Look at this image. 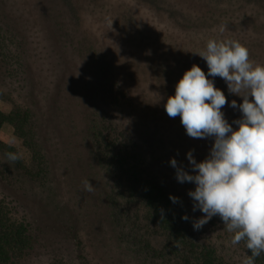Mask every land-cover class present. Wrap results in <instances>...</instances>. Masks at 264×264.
I'll return each mask as SVG.
<instances>
[{
	"label": "rangeland",
	"instance_id": "374dc122",
	"mask_svg": "<svg viewBox=\"0 0 264 264\" xmlns=\"http://www.w3.org/2000/svg\"><path fill=\"white\" fill-rule=\"evenodd\" d=\"M119 1L59 0L67 14L62 21L65 22L66 28L73 36L82 39L86 45L88 43L87 65L93 68L90 72L84 73L85 79L89 82L85 85V91H82L86 94L81 101L84 105L82 110L85 116L82 119L81 116L78 118L84 134L76 135V142H72L73 139L69 138L70 134H61L62 129L50 130L49 128L48 148L49 153L55 156L58 175L53 174L52 180L47 184H43L39 180L26 179L24 181L28 185L24 186L23 183L9 179L0 171V206L6 205L2 194L15 190V195L17 194L21 198V205H18L17 208L19 215L31 211L33 217L40 216L47 220V217H50L55 224L63 223L64 232L69 228L70 232H66L68 244L64 243L69 245V248H66V259L55 260L50 254L42 252L37 256V259H32L33 264H144L143 258L138 257V254L132 251L136 250L134 243L129 242L130 234L135 232L131 223L133 218L129 219L130 215L134 213L133 208L126 209L123 221L118 220L117 228L113 229L111 225L110 229H106L99 225L98 212L106 209V198L117 194L120 187L116 177L108 175L104 169L103 172H99V177L95 178L91 174L90 168L86 166L92 155L90 148L92 137L85 134L87 128L85 123L91 117L88 116L89 111L95 113L94 115L99 118L101 126H103L102 124L107 126L111 124V130L124 129V135L130 137L140 146L143 155L148 159V164L160 177V182L168 183L172 188H175L176 193L184 197V205L187 204L184 209L189 211L192 225L194 221L204 215L199 210L193 211V200L186 189L188 185L178 182L176 169L171 164L166 165L165 161L167 157L169 160L172 159V153H176L178 165L184 169H191L187 153L192 151L197 162L204 160L214 144V138L189 137L181 124L180 116L171 118L167 115L165 111L167 101L164 100L163 117L160 120L156 116L157 112H154L156 101L150 100L151 106L147 107L149 101L141 98L142 95L146 96L147 88L150 92V86L145 83L141 75L133 74V71L139 73V67L129 66L124 71L115 73L111 65H103V62L97 61L93 55H100L102 60L106 55L107 60H110L113 56H118L114 54L128 48L127 44H131L132 49L138 48L134 50L137 56L145 55L148 51L142 46L143 40L138 36L131 37V34L149 37L154 42L151 48H155L157 54H161L163 51L167 53L169 47L163 44V35L170 32L180 33L189 40L188 44L173 43L174 48L183 46L185 50L195 54L205 51L206 44L210 39L237 40L248 48L249 58L254 65H264V28L262 27V30L258 32H252V29L257 27L253 24H259L264 18V0H132L135 2L134 8L126 7L122 3H118ZM44 5L43 0H0V25L7 26V22L14 24L16 27L14 31L18 39L49 36L53 26L47 23L44 16L46 14ZM258 12L261 13L262 18L256 15ZM221 27L224 28L223 32H220ZM93 29L95 30L94 35L84 34L87 30L92 31ZM96 29L98 30L96 31ZM95 38L100 39L103 45L99 46ZM106 44L109 47L105 46ZM123 59L128 60V58ZM194 61L201 68H208L206 61L198 54L195 55ZM87 65L85 70L89 71ZM106 66L108 68H105ZM35 70L42 81L43 73L36 64ZM174 76V74H164L163 82L160 83H163L162 89L165 98L175 94V87L183 77L182 75L179 78ZM113 80H116L124 90H128L127 98L133 99L131 103L129 99H126L125 106L112 107L110 99L106 96L108 95L107 87ZM43 84L45 85V83ZM165 91L167 96L164 95ZM23 92L24 88H18L17 83L0 90V111L9 114L17 103L29 104L30 98L24 96ZM161 95L159 94L158 97ZM230 95L226 96L228 103L222 108V111L228 122L232 123L240 119L242 114L238 108L233 109L229 105L232 100H236L237 104L242 103L243 100L240 96ZM67 98L70 100L73 96ZM88 99H94L96 103L98 100L99 105L91 109ZM42 105L46 107L45 100ZM85 106L87 107L86 112ZM131 107L135 108L130 110ZM126 112H129L128 118ZM137 115L139 118L137 123L140 127L138 134L131 131L128 122ZM75 120L77 121L76 118ZM124 125L129 130L124 128ZM233 127L235 129L237 125L233 124ZM120 141H125V139H120ZM0 143L7 147L3 149L16 153L23 162L30 161L29 153L22 140L15 133L14 127L7 121L0 127ZM70 145L74 146L69 148ZM163 153L164 158H161ZM66 155L67 157L64 159ZM77 156L80 157V161ZM5 158L7 157L0 150V164ZM178 159L182 160L178 161ZM30 166L34 168L32 163ZM13 181L16 183L13 184ZM85 181L92 183L93 190L91 192L85 190ZM62 204L68 205V209H66L68 217L59 215V209L56 206ZM107 223L110 222L107 221ZM194 231L202 241L217 246L227 262L242 264V260L246 256L240 249L242 242L236 245L231 243L233 234L226 230L224 222L219 216L212 217L201 229ZM140 233L146 235L155 248L159 249L163 246V237L158 233H153L149 227L140 230ZM124 235L127 236V240L122 239ZM82 243L85 244L84 247H81Z\"/></svg>",
	"mask_w": 264,
	"mask_h": 264
},
{
	"label": "trees",
	"instance_id": "16d2710c",
	"mask_svg": "<svg viewBox=\"0 0 264 264\" xmlns=\"http://www.w3.org/2000/svg\"><path fill=\"white\" fill-rule=\"evenodd\" d=\"M43 1L46 11L44 16L47 23L53 26L49 36L18 39L14 31L16 28L14 24L7 22V26L0 25V90L17 83L18 88H24L23 95L30 98L29 104L17 103L9 114L0 111V127L5 121L14 127L15 133L29 153L30 161L23 162L18 159L11 162L5 158L1 161L0 171L9 179L18 180L24 186L27 184L24 181L26 179L39 180L43 184H47L52 180L53 174L58 175L55 156L49 153L48 148L49 128L50 130L62 129L61 134H70L69 138L73 139L72 142H76V135L84 134L80 126V119L78 120L80 116L81 119L85 116L82 110L84 105L81 101L86 94L82 91H85V85L89 82L85 79L84 73L90 72L93 68L87 65L88 43L86 45L82 39L73 36L66 28L65 22L62 21L67 15L66 9H63L59 0ZM118 3H122L126 7H135V2L132 0H120ZM256 15L260 18L263 17L260 12ZM11 25H13L12 29ZM253 25L257 27L252 29V32L262 30L264 18L259 24ZM93 32L95 33L94 29L87 30L84 34L94 35ZM96 34L99 36L97 32ZM177 34L167 32L163 35V44L169 47L167 53L163 51L161 54H157L155 48H151L154 42L149 37L131 34V37L138 36L143 40L142 46L148 51L145 55L137 56L134 50L138 48L132 49L131 44H127L128 48L114 54L118 56H113L110 60H107L106 55H104V60L100 55H93L97 61H102L103 65H111L115 73L124 71L129 66L139 67V73L133 71V74L141 75L145 83L150 86V92L147 88L146 96L142 95L141 98L149 101L147 107L151 106L150 100L156 101L154 112H157L156 116L160 120L163 117V100L167 101L168 99L163 96V83L160 84L163 82L164 74H174V77L179 78L194 64L198 65L194 61L195 53L185 50L183 46L173 47V43L188 44L189 41L182 34ZM97 42L99 46L103 45L100 39ZM105 46L109 47L107 44ZM120 57L128 58V60ZM137 60L140 61L137 62ZM35 64L43 73L41 76L43 82L36 73ZM86 65L89 67V71L85 70ZM202 70L207 75L208 68H202ZM80 81L83 82L79 83ZM215 86L223 90L226 96H231L222 78L218 76L215 78ZM107 88L108 95L106 97L110 99L112 107H122L126 99H129L130 103L133 101V99L127 98L128 90H124L116 80H113ZM159 94L162 95L158 97ZM164 95L167 96L166 91ZM70 96L73 98L68 100L67 97ZM44 100L46 107L42 105ZM89 101L91 109L99 105L98 100L97 103L94 99ZM15 102L16 99L13 103L15 104ZM134 108L131 107L130 110ZM86 109L85 106V112ZM126 113L128 118L129 112ZM88 114L91 117L85 123L87 126L85 134L92 137L90 144L92 158L88 159L86 166L90 168L91 174L95 178H98L99 172H103L104 169L108 175L116 177L120 187L117 194L106 198V209L98 212L99 225L106 229H110L111 225L113 229L117 228L118 220L123 221L126 209L133 208L134 213L130 215L129 219L133 218L131 223L135 232L130 234L129 242L134 243L136 250H131L138 254V257L143 258L144 264H230L217 246L213 243H206L197 237L191 223L192 219L189 217V211L184 209L187 206L186 203L184 205V197L176 193L175 188H172L168 183L160 182V177L148 164V159L143 155L140 146L130 137L124 135V129L111 130V124L109 126L102 124L103 126H101L99 118L94 115V112L89 111ZM138 119L137 115L130 119L132 122L128 121L131 131L133 130L137 134L140 130ZM120 139H125V141H120ZM3 148L7 147L0 143L1 153L6 157L7 153H12ZM176 155V153H172L171 158L177 160ZM66 157L67 155L64 159ZM81 157H83L82 154ZM161 158H164V153ZM77 159L81 160L79 156ZM170 160L167 157L165 164H170ZM180 160L182 159H178V161ZM30 163L34 165V168L30 166ZM185 170L191 171L190 168H185ZM15 183L13 181V184ZM185 183L190 190L195 189V184ZM188 186L186 189L189 192ZM15 192V190H11L2 194L6 205L0 206V264H33L32 259H37V256L42 252L50 254L55 260H65L67 257L66 248H69L66 235L69 228L64 232L63 223L55 224L50 217H47L48 220L40 216L33 217L31 211L19 215L17 208L18 205H21V198L19 195H15ZM170 196L177 197V202L173 203ZM56 207L59 209L60 216L68 217L66 216L67 204ZM185 215L188 216V220L182 218ZM147 227L153 233H158L163 237L164 244L161 248H155L151 244V240L140 233V230ZM122 239L127 240L128 238L124 235ZM65 242L67 244H64ZM241 242L240 249L246 255H250L251 252L246 247V241L242 240ZM84 245L82 243L81 247ZM255 264H264V253H261L256 259Z\"/></svg>",
	"mask_w": 264,
	"mask_h": 264
},
{
	"label": "clouds",
	"instance_id": "9594fccd",
	"mask_svg": "<svg viewBox=\"0 0 264 264\" xmlns=\"http://www.w3.org/2000/svg\"><path fill=\"white\" fill-rule=\"evenodd\" d=\"M196 54L206 61L207 75L194 64L177 83L175 94L168 97L165 111L171 118L180 116L189 137H212L214 144L200 162L192 151L187 153L191 171L178 165L175 158L170 164L178 182L195 184L188 195L193 211L204 215L193 222L194 230L219 216L233 234V245L246 241L251 254L242 264H255L264 253V65H254L248 48L232 39H210L206 50ZM217 76L225 81L229 94L243 100L240 104L232 100L229 105L242 114L232 123L222 111L228 100L215 86ZM6 155L11 162L20 158L16 153ZM84 183L85 190L91 192L92 183ZM170 199L177 202L175 196ZM182 218L189 219L187 215Z\"/></svg>",
	"mask_w": 264,
	"mask_h": 264
}]
</instances>
